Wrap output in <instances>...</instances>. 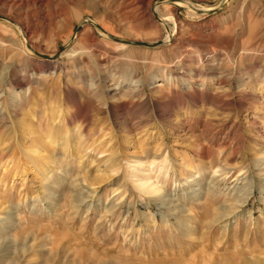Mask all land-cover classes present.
Returning <instances> with one entry per match:
<instances>
[{"label": "rangeland", "instance_id": "1", "mask_svg": "<svg viewBox=\"0 0 264 264\" xmlns=\"http://www.w3.org/2000/svg\"><path fill=\"white\" fill-rule=\"evenodd\" d=\"M173 1L0 0V264H264V0Z\"/></svg>", "mask_w": 264, "mask_h": 264}, {"label": "bare ground", "instance_id": "2", "mask_svg": "<svg viewBox=\"0 0 264 264\" xmlns=\"http://www.w3.org/2000/svg\"><path fill=\"white\" fill-rule=\"evenodd\" d=\"M173 3L174 4H176V5H183L184 3L187 5V7H190V6H188L189 5V3L188 2H186L185 0H174L173 1ZM188 3V4H187ZM191 5V4H190ZM193 5V4H192ZM194 6H195V4H194ZM194 6H192L194 9H198V10H210L211 11V7L210 8H200V7H194ZM192 8V9H193ZM197 10V11H198ZM214 10V9H213ZM196 11V10H195ZM151 12H152V14L154 15V17H157V18H159V21L161 22V23H165V25L166 24H168V20H171L170 18L168 19V18H166L165 16L166 15H161V17H159V8H158V6L157 5H152L151 6ZM200 12V11H199ZM198 12V13H199ZM9 20H11V21H13L12 19H10V18H8ZM173 20V19H172ZM164 21V22H163ZM174 21V20H173ZM14 22V21H13ZM171 22V21H170ZM15 23V22H14ZM174 23V22H173ZM16 24V23H15ZM84 25H88V26H96V28H98V29H100L101 31H103L104 32V34H109V33H107L103 28H101L97 23H95L94 21H92V20H85V22H84ZM170 25H171V23H170ZM176 30V29H175ZM169 31H170V33H169ZM169 31H168V33H166V35H165V37H164V39H162V41H161V43H165V42H167L169 39H172L171 37H172V35L174 34L173 33V31H174V29L172 28V26H170V28H169ZM21 34V36L23 37V41H24V44H25V42L26 43H28V40H26L25 39V37L23 36V34L22 33H20ZM172 34V35H171ZM113 36H115V35H113ZM76 37V36H75ZM116 37H118V36H116ZM21 39V38H20ZM134 41H136V40H134ZM158 42V41H157ZM157 42H154V43H157ZM23 43V42H22ZM29 44V43H28ZM160 44V43H159ZM157 45H154V47H156ZM26 48V47H25ZM27 49V48H26ZM31 49V48H30ZM34 49V48H33ZM69 48H64V50L61 52V53H64L65 51H67ZM28 51H29V49H27ZM31 51V50H30ZM31 52H33V51H31ZM59 52V53H60ZM32 54V53H31ZM37 55V54H36ZM54 56V55H53ZM49 57H51V56H49ZM45 60H50L51 61V59L50 58H46ZM16 222V220H15V218H13L12 219V223H15ZM11 225H13V224H11ZM19 228V227H18ZM15 234V233H14ZM13 234V235H14ZM15 237V236H14ZM12 241V239H7V238H2V236L0 237V248H3V247H6V246H9V243ZM13 242V241H12ZM14 244H15V241H14Z\"/></svg>", "mask_w": 264, "mask_h": 264}, {"label": "water", "instance_id": "3", "mask_svg": "<svg viewBox=\"0 0 264 264\" xmlns=\"http://www.w3.org/2000/svg\"><path fill=\"white\" fill-rule=\"evenodd\" d=\"M208 11V10H205ZM79 29V27L77 28ZM108 37L111 38L113 41L120 43V44H124V45H128V46H144V47H153L154 45H157L159 43H161V41H158L157 43H148L145 41H134V40H129V39H123V38H119L116 36H113L111 34H108ZM62 50V48L60 49V51ZM43 58H52L49 56H43L40 55Z\"/></svg>", "mask_w": 264, "mask_h": 264}]
</instances>
